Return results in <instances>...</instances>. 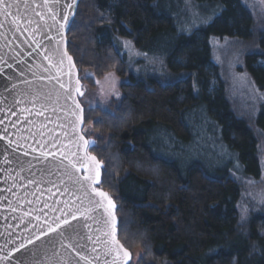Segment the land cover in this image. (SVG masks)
<instances>
[{
    "label": "trees",
    "instance_id": "16d2710c",
    "mask_svg": "<svg viewBox=\"0 0 264 264\" xmlns=\"http://www.w3.org/2000/svg\"><path fill=\"white\" fill-rule=\"evenodd\" d=\"M208 2L217 15L206 27L180 28L176 44L173 14L160 0H79L66 34L85 91L79 96L82 133L94 138L89 152L102 165L98 187L114 202L117 237L131 253L128 264H264V211L241 219V181L226 169L213 173L197 163L180 169L149 142L151 133L164 138L161 129L168 141L191 137L189 113L203 108L244 176L260 173L255 133H264V109L256 127L234 112L210 44L213 33L238 35L254 22L241 0ZM119 37L142 50L158 38L165 49L156 53L181 72L135 78L117 48ZM244 60L246 73L264 90V53L250 52ZM111 73L125 80L117 100L107 109L86 108V91Z\"/></svg>",
    "mask_w": 264,
    "mask_h": 264
},
{
    "label": "water",
    "instance_id": "95a60500",
    "mask_svg": "<svg viewBox=\"0 0 264 264\" xmlns=\"http://www.w3.org/2000/svg\"><path fill=\"white\" fill-rule=\"evenodd\" d=\"M8 2L13 15L0 14V264H128L114 202L85 180L80 161L93 156L94 141L82 133V86L67 51L79 0ZM93 188L107 194L102 207Z\"/></svg>",
    "mask_w": 264,
    "mask_h": 264
},
{
    "label": "rangeland",
    "instance_id": "374dc122",
    "mask_svg": "<svg viewBox=\"0 0 264 264\" xmlns=\"http://www.w3.org/2000/svg\"><path fill=\"white\" fill-rule=\"evenodd\" d=\"M160 2L165 4L166 10L173 14L171 17L176 30L171 38L174 44L180 40L181 29L190 31L191 28L206 27L219 12L208 0H160ZM241 2L252 16L253 28L251 31L242 30L238 35L227 32L213 33L210 38L212 62L217 68L218 77L224 84L225 96L231 108L238 116L256 127L258 126L257 116L264 109V90L258 87L246 73L244 57L250 52L264 53V0H241ZM189 6L193 7L192 11ZM162 43L156 38L146 50L140 48L139 50L130 39L119 37L116 40L117 48L126 59L127 69L135 78L167 77L172 74L170 72L176 71L178 74L181 72V67L177 71L178 67L167 66L165 55L160 56L156 53L165 49ZM124 81L114 73L106 75L100 81H95L98 87L91 91L88 89V93L86 91L85 107L89 108L92 105V107L109 108V102L117 100L119 84ZM81 89L84 93V89L82 87ZM189 118L193 122L191 137L187 136L178 142L170 140V142L169 135L161 129L164 138L156 132L149 136L153 150L160 153L161 157L177 163L180 169H185L193 163L213 173L226 169L225 171L231 177L242 183L239 202L241 217L245 218L257 211H264V133L261 131L258 134L255 133L260 173L254 179L244 176L243 167L236 155L221 141L219 125L207 116L205 109H191ZM87 138L94 141L92 137ZM101 169L102 165L100 171Z\"/></svg>",
    "mask_w": 264,
    "mask_h": 264
},
{
    "label": "snow or ice",
    "instance_id": "6c2138e0",
    "mask_svg": "<svg viewBox=\"0 0 264 264\" xmlns=\"http://www.w3.org/2000/svg\"><path fill=\"white\" fill-rule=\"evenodd\" d=\"M13 6H14V3H9L8 0H0V14H3L6 18L9 15H13L11 13V9ZM69 7H71V5H69ZM67 19H68V17H65V20H67ZM69 59H71V58H69ZM87 75L88 74H85V78H87ZM61 87H63V85H61ZM76 91L79 92L81 95H83V92H80L79 87H77ZM77 107H79V104H77ZM89 107L91 108L92 105H90ZM84 143H85V145H87L89 143V141L85 140ZM80 161H81V166L84 168L85 172L87 173V175L84 177L85 180L91 181L92 183H96V184L101 183L100 171H99V169L101 168V164H100V162L97 161L96 157L95 156H88L86 154L83 158H80ZM73 166H75V165H73ZM93 168H95L97 170L95 177H93L91 175V170ZM92 191L97 196L101 197V200L98 202V206L102 207L103 206V200L108 199L107 194L102 192V191H99L96 188H93ZM109 205L112 206L110 200H109ZM73 219H75V216H73ZM241 219L243 220L244 217L242 216ZM63 223L69 224V221L67 219H65L63 221ZM59 227H60V225L58 224L57 228H59ZM49 231L55 232L56 228L49 227ZM41 235H47V233H41ZM61 235H63V233H61ZM37 239H39V237H37ZM29 243H32V241L30 240ZM22 247H23V245H22ZM117 254H119V253H117ZM125 256H128V253H125Z\"/></svg>",
    "mask_w": 264,
    "mask_h": 264
}]
</instances>
